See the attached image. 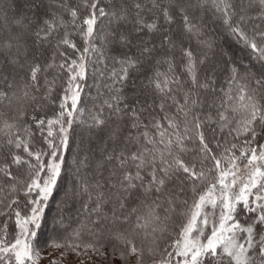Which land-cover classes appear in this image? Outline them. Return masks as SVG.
I'll return each mask as SVG.
<instances>
[{
    "label": "snow or ice",
    "instance_id": "obj_1",
    "mask_svg": "<svg viewBox=\"0 0 264 264\" xmlns=\"http://www.w3.org/2000/svg\"><path fill=\"white\" fill-rule=\"evenodd\" d=\"M264 264V0H0V264Z\"/></svg>",
    "mask_w": 264,
    "mask_h": 264
},
{
    "label": "rangeland",
    "instance_id": "obj_2",
    "mask_svg": "<svg viewBox=\"0 0 264 264\" xmlns=\"http://www.w3.org/2000/svg\"><path fill=\"white\" fill-rule=\"evenodd\" d=\"M47 261H45V263H46Z\"/></svg>",
    "mask_w": 264,
    "mask_h": 264
},
{
    "label": "trees",
    "instance_id": "obj_3",
    "mask_svg": "<svg viewBox=\"0 0 264 264\" xmlns=\"http://www.w3.org/2000/svg\"><path fill=\"white\" fill-rule=\"evenodd\" d=\"M45 264H47V262Z\"/></svg>",
    "mask_w": 264,
    "mask_h": 264
}]
</instances>
